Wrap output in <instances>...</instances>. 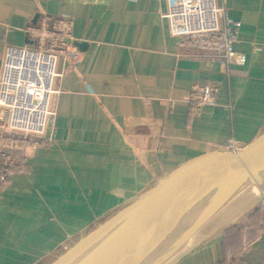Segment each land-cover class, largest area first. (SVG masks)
Returning <instances> with one entry per match:
<instances>
[{
    "label": "crops",
    "instance_id": "obj_1",
    "mask_svg": "<svg viewBox=\"0 0 264 264\" xmlns=\"http://www.w3.org/2000/svg\"><path fill=\"white\" fill-rule=\"evenodd\" d=\"M220 3L241 23L244 65L187 55L166 0H0V68L44 13L72 17L79 52L60 63L49 142L0 186V264H51L184 165L264 134V0ZM209 80L216 105L191 113L190 88ZM255 199L230 224L203 226L205 239L170 264H264Z\"/></svg>",
    "mask_w": 264,
    "mask_h": 264
},
{
    "label": "built area",
    "instance_id": "obj_2",
    "mask_svg": "<svg viewBox=\"0 0 264 264\" xmlns=\"http://www.w3.org/2000/svg\"><path fill=\"white\" fill-rule=\"evenodd\" d=\"M166 3L164 16L187 55L213 57L223 66L246 64V54L235 48L241 23L230 17L220 0ZM73 28L68 14L44 13L25 29L34 44L6 46L0 68V186L22 168L27 153L49 142L47 131L60 92V63L79 55ZM218 91V83L212 80L192 85L187 97L191 113L216 105ZM243 147L235 140L228 144L232 152ZM261 208L264 213V199Z\"/></svg>",
    "mask_w": 264,
    "mask_h": 264
},
{
    "label": "water",
    "instance_id": "obj_3",
    "mask_svg": "<svg viewBox=\"0 0 264 264\" xmlns=\"http://www.w3.org/2000/svg\"><path fill=\"white\" fill-rule=\"evenodd\" d=\"M250 185L261 203L264 134L237 152L221 147L184 165L51 264H159Z\"/></svg>",
    "mask_w": 264,
    "mask_h": 264
},
{
    "label": "bare ground",
    "instance_id": "obj_4",
    "mask_svg": "<svg viewBox=\"0 0 264 264\" xmlns=\"http://www.w3.org/2000/svg\"><path fill=\"white\" fill-rule=\"evenodd\" d=\"M258 197V190L256 189V187L250 185L249 187H247L238 197L237 199L235 200V203L233 202V204H230V206L228 208H226L222 213L221 215L219 214L218 216L216 217H212L210 219V221L208 223H206V225H204V227L206 228H210L212 227L213 225H216V224H221L222 226L223 225H227V224H230L233 220H234V217H233V214L230 213V211L236 207L237 208V205L239 204L240 206L245 203V202H248L250 201L251 199L253 198H257ZM237 202V203H236ZM231 214V215H229ZM226 218V219H225ZM224 219V221H223ZM226 220V221H225ZM225 222V223H224ZM202 229L198 230V231H201ZM188 241H186V243L182 244L179 248H182V251L174 258L176 259L177 257H179L180 255H182L185 251H187L189 248H191V246H193L192 243H190V240H189V243H187ZM176 252V251H175ZM173 254V253H172ZM164 260L162 262H160L159 264H164Z\"/></svg>",
    "mask_w": 264,
    "mask_h": 264
},
{
    "label": "rangeland",
    "instance_id": "obj_5",
    "mask_svg": "<svg viewBox=\"0 0 264 264\" xmlns=\"http://www.w3.org/2000/svg\"><path fill=\"white\" fill-rule=\"evenodd\" d=\"M252 200V199H251ZM250 200V201H251ZM254 201H256V199L254 200ZM253 201V202H254ZM237 203V202H236ZM249 203V201L248 202H245V203H243L241 206L238 204L237 205V208L235 207L233 210L234 211H239V210H241V209H246L245 207H246V205H249L248 204ZM209 222V221H208ZM209 231V230H208ZM205 233H207L206 232V230L205 229H202L201 231H196L195 233H194V235H192L187 241V243H189V240H190V243H192L193 245H195V244H199L200 242H201V240H203V239H205V237H206V235H205ZM184 247H182V248H178L177 250H176V252H173V254H171V255H169L164 261V264H170V262L171 261H173L174 260V258L182 251V249H183Z\"/></svg>",
    "mask_w": 264,
    "mask_h": 264
}]
</instances>
